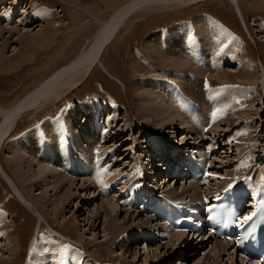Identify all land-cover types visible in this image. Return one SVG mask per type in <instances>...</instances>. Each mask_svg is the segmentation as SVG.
Returning <instances> with one entry per match:
<instances>
[{
  "label": "rangeland",
  "instance_id": "rangeland-1",
  "mask_svg": "<svg viewBox=\"0 0 264 264\" xmlns=\"http://www.w3.org/2000/svg\"><path fill=\"white\" fill-rule=\"evenodd\" d=\"M238 1L240 3V10L244 15L246 24L242 21V19H240L239 8H237V5L229 0H208L204 2L201 1L199 3L186 5L178 9H171V7L169 6L162 9L151 8L138 11L137 16H140V18H127L125 21L128 23H126V27H122V29L119 31L118 36L115 37V40H112L109 43L106 50L104 51L101 58V65L104 66V69L99 64L96 65L92 70H90L88 75H85L84 72H81L77 69L72 70L78 72L77 75H72V71L70 72L71 74L68 73L67 75H65L64 77L67 79V81L66 83L64 82L63 84L58 86L60 89L57 90V94L51 93L52 98L50 100H48V96L47 98H45V103L41 104V106H39L38 108L36 107L28 110L23 116L19 118V120H17L18 122L16 123L15 129L12 130V135L10 136V138L13 140L22 135H25L27 132H30L33 129L42 126V124L47 121L57 120L59 116L67 111L72 110L75 106H79L81 104L83 105V103H89L83 102L73 106L71 104L68 105V102L74 100L76 101V99L78 98L82 99L84 95L86 96V94L92 92H98L99 94H103L102 96H104L105 91L106 93H108V98H113L115 96L117 98V101L119 102H113V109H105V117L103 116L101 121V123L105 122L106 117H108V119L112 118V120L110 119L109 121H115L113 127L116 128V132L119 131L121 133V136L119 137V140L121 141H118L117 144H114L113 141L108 142V144L106 145V148L108 147L109 150L118 146L121 148L120 151L123 152L121 158L120 154L115 157L117 159V161L113 163H117L115 165V168L125 170V168L129 166V162L130 160H132L133 155L139 154V164H142L141 167H143V170H145L147 173H149L150 170L151 173L154 170L158 172V160H155L154 157L149 156V153H147L151 151L150 148L152 145V141L156 144H163V146L159 148V153L163 149H166V152L163 153H167V150L170 148L179 149V146L180 148L185 147V144L182 141L185 137L191 136V134L188 136L185 130L182 131L180 129L181 131H179L177 130L175 125L171 124L166 125L167 127L154 126V128H149L145 125L147 128L144 129L140 126L141 120L140 118H137L136 113V99L138 97V92L135 91L133 83L137 81L138 77V80H140V78H143L142 76H145L147 78L157 77L158 73L156 72L158 71V68L159 70L161 69V71L165 70L162 63L158 65L160 61L157 60L156 57L154 59L157 60V62L155 61L157 65L154 61L152 63L146 57L144 44L147 41V38L152 36L153 34L159 32L164 33L162 30H158L161 27L168 28L165 29L168 32L170 28L174 29L175 27H178L180 25L184 27V24L186 25L188 23H191L192 20L197 19L201 15H204L210 20H214V22L217 21L218 23L222 24L225 29H227L231 34L233 33L235 35L241 45V49L243 48V51H245L243 55V62L245 65L249 66L252 62L254 63V65L256 64L259 66H264V0ZM78 2L77 0H0V28H15L13 29L14 31L10 33L11 35L9 40L10 43H8L9 45H7L6 48H0V50L4 52V54L2 52V55L4 56V60H2L3 63L0 62V106L4 107L7 110L11 109L20 100L24 99L25 96H27L29 93H32L41 84V82L53 76L56 73V70H59L60 68H63L72 63V61H74L78 57V55L86 51V49H88V47L95 42V37L100 34L101 23L99 24L97 21L100 22V20L103 21L111 17L116 12L114 11V8L118 7L119 5L117 4L114 5V7H106L103 5L105 0H78ZM106 2H108V0ZM114 2L116 3V0H114ZM123 2H128V0H123ZM78 5L86 8L89 7L92 12L98 14V16L95 18L99 20L96 19V21L86 11L85 8H77ZM142 14L144 15L141 16ZM18 31H22V34H17ZM5 37L9 38V34H7ZM13 39L17 41H13ZM2 44L3 42L0 40V45ZM136 56L139 60H137ZM140 60L144 63V71L142 70L141 72L140 70H134L133 68L139 65L138 63L141 62ZM241 66L242 64L239 65L240 68H242ZM232 67L227 66L224 69H228L227 71L231 73L232 70V72L235 71L234 69H232ZM249 69L250 73L256 74V78H259L260 72L264 75V72H262L261 70L260 72L257 70L259 73L255 71V67H250ZM246 72L247 71H245L244 76L247 78ZM205 76L206 75H203L201 77L198 76L197 78L201 79ZM213 77L216 78V80ZM213 77L211 76V79L213 78L214 81L218 80L217 76L213 75ZM71 78L72 80L77 81L76 83L80 84H74L73 81H71ZM189 78L191 83L197 82V79L193 77H187V80L185 82L183 79H181L180 81L176 80V82L182 81L180 84H186L188 83L187 81H189ZM229 78L232 81L235 79L236 82H234L233 84L227 83L226 86L224 85L227 88L223 87L224 91H221L222 93H220V95L218 94V96L210 98L209 102L203 104L201 107V110L203 109L204 111H206L208 109V111H210L211 106L215 104V101H217L216 97L220 96L219 98H226V96H228V102L230 101V106L226 103V105L229 106H226V108L231 111H229L230 115L234 113L237 115H232L233 117L231 116L232 119L236 121V123L232 121L234 127L231 130L227 129V125L225 124V122H221L219 125H213L208 131V137L212 136V134L215 135L213 137V140L216 139L217 136V133L213 131L221 132L220 135L222 137L224 135L221 143L217 141V143L214 145H219L216 148L222 147L224 142L227 141L226 147L223 146V148L220 150L221 153L225 152L221 156H218L219 153L216 151L217 149H214L216 152L213 153L212 158H214L215 161L216 159H218V163L214 166L216 168L213 171L215 180L209 184L210 186H217L220 183L224 182L226 179L224 180L223 177L229 175V173H231V171L235 170L236 168L241 167L242 169H245V167H243L242 165H246V167L250 169L252 167V164L259 166L260 164L264 163V84H261L259 81H256L255 83L250 82V84H247L243 81L244 79H241V77L239 78V76L233 79L232 77ZM229 78L227 80H229ZM211 79L209 78L208 80ZM119 80H122L126 83L125 85L127 86V91L126 89H124ZM214 81L207 82L206 84L208 86L211 85L209 87H212L211 83H216ZM222 84L220 85L223 86ZM241 84H247L248 86L243 87ZM223 88H221L220 90H222ZM207 90L209 89L207 88ZM249 90L250 92L252 90L255 91L251 92L252 94L248 95L250 93ZM199 91L198 94L195 93V91L192 89V91H189L192 93L187 92L186 94L188 96L196 98L201 94L203 90L199 88ZM244 91L248 92V94ZM242 94L243 97L241 100L240 96H242ZM259 95L263 98L262 107L260 106V98L258 97ZM92 102L99 104L98 102ZM234 103L236 105L239 103L241 104H239V106H235ZM242 104L245 105L243 106ZM60 106H64V109H62ZM67 106H71L70 109H68ZM230 107H233L231 108L232 110L229 109ZM117 108L118 110L116 112ZM261 109V115L256 116L254 112L256 110L260 111ZM244 110L246 112H242ZM239 111L241 112L237 114V112ZM247 111L251 113L247 114ZM114 115L115 117H117V120L114 119L115 117H112ZM48 116L58 117L49 118ZM247 117H249L250 119H252V117H254V119L255 117H257V120L253 119V121H251ZM1 120L2 118L0 117V126L2 125L1 123H3L1 122ZM106 122L104 124H108ZM196 122L198 123V120ZM251 122H254V124L252 125ZM33 123L40 124L39 126L26 131L28 127H30ZM159 131H162L161 135ZM22 132L24 133L20 136L15 137L17 134ZM244 135H250L252 141H243L246 143L243 144L245 145L244 147H247V149L245 151L244 148L243 151V149L241 148L238 151V149L234 146L236 144L235 140H239L241 138L244 139ZM198 136H201L202 138L206 135L200 133L197 135V138ZM132 138L134 141L132 140ZM149 139L153 140H150L149 142ZM190 141L191 138L188 142ZM181 142L182 144L178 146L177 144ZM188 142H186V146ZM201 142L203 143L201 144ZM206 143V138L197 141V144L204 148L206 147ZM135 144L136 146H134ZM208 148H210V146ZM6 151L7 150L5 145V148H3L2 152H0V158L4 172L11 174V171L8 170V166L5 164L7 157H9ZM254 152L257 157H255L254 159L251 158L249 160V163H247V158H242L244 160L241 159L243 153L247 154L246 157H250ZM161 154L162 153H160L158 157L159 160L162 159L163 155L161 156ZM107 155H105L107 156L106 159L107 161L109 160L108 162L110 163L113 158L111 157V153H108ZM45 157L46 155H43L41 158H38L37 162L40 163V161H42ZM103 157L101 158V162H104L103 166L105 168L110 167L107 166L108 163L106 162V160H103ZM169 158L172 159V157L168 153V155L164 157V160H169ZM150 159L152 162L151 168L149 169L148 163ZM134 163H136V161ZM33 165L35 169L39 167L36 162L33 163ZM101 167V165L99 167H91V172H93L92 176H88V178H82L89 179V182L85 183L87 187L92 184L90 183L92 180L94 184L98 183L96 187H98L99 185H101L99 187H102V184H100L101 181L104 180V182H106L108 180V177H111V174L114 175V177L117 176V174H115V171L110 170L106 171L103 178L100 179L99 173ZM255 169H257V167ZM75 170L77 171V169ZM75 170L73 171L75 172ZM4 172H0V207L3 206L7 209H0V212L5 213L10 219L11 223L9 224L10 226L8 228L0 231V247H4L13 239H16L17 244L19 243L18 251L14 255L8 254L6 252L4 254V252L2 251L3 248H0V256L8 258V262L4 264L25 263V258L27 257V251L30 246L31 237L34 233H36V236L31 243L30 248V254L32 255H30L29 257V263L27 261L26 264H38V257H45L46 262H48L49 264H58L59 259L55 256L56 252L49 247L52 243L51 241L55 240L56 231L72 238L71 241L68 242V245L72 248V250H74L72 252H74L77 256H73L70 254L67 255L66 262L68 264L69 261L73 262L76 260H79V262H82V264H88L90 263V261L92 263L93 259H95L96 261H100L96 264H172L175 260L177 261V258H179L182 254L186 255L185 260L189 259V264H197L199 262H201L199 264H203L206 253L211 251V248H207V246H205L204 244L201 247V250H199V247L196 248L195 246L197 244L203 242L196 243V240L192 238H188L187 240H185L184 244L180 245L179 250L176 249L178 247V244L176 245L177 247L168 246L167 244H169V239L161 241L159 235L162 231L157 230L156 227H154L155 223H158L157 219L153 218L154 216H152L151 214L142 215L141 213L134 212L135 210L130 208L129 209L132 211H126V208L122 207L118 202L113 200V196L105 197L103 195H100L102 193L100 189L95 191V200L92 201L91 198L93 197L94 189L92 191L89 189L86 190L85 194V192L80 189V183H82L81 180L77 181L78 183L76 182V186H73L76 188H70V186L66 183L64 184V182L62 183L63 186H60L61 182L60 184L58 183V187V184H55V186L53 185L54 179L52 177H48L49 179L46 178L47 180H45L47 182L51 181L50 183L52 184V187H55V189L49 187V189L47 188V193H44V190H46L45 187H47V184L45 182L43 183V181H41L40 184H37L38 186H33L34 192L31 189V194L34 197H37L39 200L41 199L43 202L45 199H47L48 201V204L44 207L43 211L40 209H36L37 212H34L33 210L27 208V204L22 201L18 192L13 186H11V183L7 176L5 178ZM159 177V187L158 185L154 187H161L163 189L162 191L166 193L172 191L175 192V189L177 192L181 191V187L183 185V181L181 179L176 178L177 181H175L176 179L172 181V178L168 182L167 178V180L164 182L163 178L167 177L164 172ZM161 178L163 179V181L161 180ZM64 181L66 182V180ZM41 184L42 186L40 188L39 185ZM16 186L22 194H26L22 187L18 185V183L16 184ZM169 186H171V189L173 188L172 191L169 189ZM207 188V186L201 187V191L207 193ZM206 189L207 191H205ZM57 191L59 192L60 197H64L65 194L68 193L69 195L71 193L70 195L72 196V198L69 196L71 199L68 200L67 204H69L70 201H72L73 204L70 203L69 207L65 203H58V198H56V200L54 195ZM84 194V199L87 200V196L89 197L88 199H90L89 203H87V205L85 206L78 199ZM52 202H57L58 205L61 206V208L63 207L57 215H54L51 212L52 206L50 204ZM101 203H105L107 207H110L111 214L116 213L117 211L116 221L118 225L124 227V229L126 227V229L124 230L125 232L122 233L123 236H121L124 238L123 240H126L129 235H135V238H133L132 241H124L125 245L123 248L120 246H115V244L112 246L110 245V242H113L114 239L112 233L109 232L108 227L106 226V221H108L109 218H106L104 214H101L98 220L94 219V215L97 212L101 211ZM78 204L80 205V208H77ZM71 216H75L74 218L76 219V223L73 224V226L68 227L67 222L69 221ZM137 227L139 229H150H144V232H146V234L141 235L139 231H137V229H134ZM131 230L133 231L131 232ZM147 232H150L151 234L149 239H146L149 236ZM43 234H46V236H43ZM3 236H6V238L3 239ZM140 236H142L143 239L140 238ZM82 237L83 240H80ZM155 237L157 241H155ZM191 242L194 244L190 245ZM74 244L79 247V249H76L77 247H72V245L75 246ZM185 244L187 246H185ZM80 249L82 250L81 252H79ZM214 254V252H211L209 254V257H207V259L205 260L206 262L204 264H214V261H212L211 258V256H213ZM81 256H84L85 260L81 259ZM221 257L223 262H220V264H251L239 261L237 257H233L230 250L223 254V256Z\"/></svg>",
  "mask_w": 264,
  "mask_h": 264
},
{
  "label": "bare ground",
  "instance_id": "bare-ground-1",
  "mask_svg": "<svg viewBox=\"0 0 264 264\" xmlns=\"http://www.w3.org/2000/svg\"><path fill=\"white\" fill-rule=\"evenodd\" d=\"M106 1L107 0H105L104 5L105 4L116 5L119 3H124V4L121 7H119V9L116 10V12L111 17H109L108 19H105L103 21L100 20V22L97 21L99 19L95 18L98 16V14H94L90 9L87 10V12L95 20L97 19L96 21L99 24L101 23V31H100V34H98L95 37V39H96L95 42L92 45H90L88 47V49H86V51H84L82 54L78 55V57L74 61H72V63H70L69 65H67L63 68H60L59 70H56V73L53 76H51L47 80L41 82V84L32 93H29L27 96H25L24 99L20 100L11 109L7 110L4 107L0 106L1 107L0 108V117L2 118L1 122H3V123H1L2 125L0 126V152H2V149L5 148V145H6V150H7L6 152L9 155V157H7L5 164L8 166V170L11 171V174L4 172L3 165L1 162V158H0V170L4 172L5 178L7 176V178L9 179V181L11 183V186H13L15 188V190L18 192L22 201L25 204H27V208H29L30 210H33L34 212H37V210H39V209L43 211L44 207L47 206L48 201H47V199H45L43 202L41 199L39 200L37 197H34L31 194V189L33 191V186L40 184L41 181H43V183L45 182L47 184V187H45L46 190H44V193L48 192L47 188L49 189V187L55 189V187H52V184L50 183L51 181L50 182L46 181L47 179H49L48 177H52L54 179V181H53L54 186H55V184H58V183L60 184V182H61V184H60V186H61L62 183L64 182V184L65 183L68 184L70 186V188L73 186H76L77 185L76 182L81 180L82 183L79 182L81 184L80 189H82V191L85 192V194H86V190L89 189L92 191L94 189L93 190V197L91 199H92V201L95 200L94 197L96 195L95 191H97V188L94 187V185H93L94 182H92L93 180L90 182L92 184H90L87 187L85 183L89 182V179H82V178L83 177L88 178V176L89 177L92 176L93 172H91V169H92L91 167H93V166L98 167L100 165L101 166L104 165V162H101V158L103 156L107 155L108 153H111V157L113 159L110 158V159H112L110 161V163L108 162L109 160L107 161V159H105L106 162L108 163L107 166H110L111 164L113 165V163L117 161V159L115 157L118 154H120V158L122 157L123 152L120 151V149H121L120 147L116 146L115 148L110 149V150L108 147L106 148V145L108 144V142L113 141L114 144H117L118 141H121V140H119L121 133L119 131L116 132V130H115L116 128L113 127L115 121L114 122H111V121L106 122L105 121L108 124H104L105 122L101 123L100 121L97 120L98 113L100 115L102 114V116H104V114L106 113V110H105V108H103L102 105H99V104L93 103V102L92 103L91 102L83 103V105L81 104L79 106H75L72 110L67 111L64 114H62L61 116H59V118L57 120L47 121V122L43 123L42 126L35 128L32 131L27 132L25 135H22V136L12 140L10 138V136L12 135V130H14L16 127V123L18 122L17 120H19V118L21 116H23L28 110H30L32 108H36V107L38 108L39 106H41V104L45 103V101H46L45 98H47L48 96H49L48 100H50L52 98V94H57V92H58L57 90L60 89L58 86H60L64 82L66 83V81H67V79L64 76L67 75L68 73H70L72 70L77 69L81 72H84L85 75H88L89 71L92 70L96 65L100 64V66L104 69V66L101 65V58L103 56L104 51L106 50L109 43L112 40H115V37L118 36L119 31L122 29V27H124L126 25V23H127V22H125L126 19L129 18L132 14H135V12H138L142 9H151V8L162 9L164 7L167 8L169 6L171 7V9L172 8L178 9V8H182L183 6H186V5L196 4V3H199L201 1L204 2V1H208V0H128V2H123V0H118V2H117V0H116V3L114 2V0L113 1L108 0V2H106ZM229 1H232L234 4L237 5V8H239L240 19H242V21L246 24L245 19H244V15L240 10L239 1L238 0H229ZM77 2H78V0H77ZM78 4H79V2H78ZM192 21H191V23H188L186 25L184 24V27H182L180 25L178 27H175L174 29L170 28L168 30V32H166L165 34L160 33V32L157 34H153L152 36L147 38V41L144 44V51H145L146 57L152 63H153V61L157 62V60H159L160 62L158 63V65H160L162 63L165 70L161 71V69L159 70V68H158V71L156 72V73H158L157 77L147 78L145 76H142L143 78H140V80H138V78H139L138 77L137 81L133 83L135 91L138 92V94H137L138 97L136 99V102H137L136 103L137 118H140V120H141L140 126L143 129L147 128L146 126H148L149 128H151V127L154 128V126H166V125L171 124V125H175V127L179 131L185 130L186 133L189 135L190 134L191 135H196V134L198 135L200 133H203V130L197 129V124H202L205 121L204 115H205V113L208 112V109L206 111H204L203 109L201 110L202 105L207 103V102L203 101V99H204L203 95H202L203 91L201 92V94L199 96L196 97V99L200 102V103H196L197 104L196 110L195 109L190 110V112L187 113L184 111V109L180 105L176 104L175 100L171 96L172 91L167 88V85L169 86V88H171V89L173 88V91H175V93L177 94V98L179 96L177 88L181 89V91L184 92V95L186 97H188V95L186 94L187 92L192 91V89H193L195 91V93H198L199 88L203 89V87H205L206 92L209 95H211L210 98H212L214 96H218V92H220V89L225 87L227 83L233 84L234 82H236L235 79L232 81L229 77H232V79H233V78L239 76V78L240 77H241V79L243 78L244 79L243 81L247 84H250V82L255 83L256 81L257 82L259 81L261 84H264V78H263L264 75L260 72V70L262 72H264L263 71L264 66L260 65L261 66L260 67L259 65H256V64L254 65V63H252V62L249 66L244 64L243 55H244L245 51H243V48L241 49V47H240L241 45L233 33L231 34L227 29H225L224 26H222V24L218 23L217 21L214 22V20L212 21L204 15H201L197 19H194ZM13 29H15V28L14 27L10 28V29L0 28V40L3 42V44L0 45L1 49H2V47L6 48L7 45H9L8 43H10L9 42L10 35H11L10 33H12L14 31ZM15 32H16V30H15ZM7 34H9V38L5 37ZM17 34L21 35L22 31H18ZM165 37L168 38V41L165 42V44L167 46L162 45L160 42ZM18 39H20V38H18ZM13 41H17V40L13 39ZM2 52L3 51L0 50V62H2V60H4V56L2 55ZM3 54H4V52H3ZM155 57L157 60L154 59ZM217 58H221V65L218 66L219 70L217 73L214 74L215 76H217V79H218L217 81L213 80V78H214L213 75H209L208 77H203L206 81L201 82V84H199V85L197 83H191L190 81H187L188 83H186V84L185 83L180 84L182 81L176 82V80L180 81L181 79H183L185 82L187 80V77H193V75L198 76L199 75V73L197 72L198 70L201 71L203 69L204 70L209 69L208 66L202 65V63H204L205 61H214ZM156 62H155V64H156ZM229 64H231V65H229ZM240 64H242V66H241L242 68L239 67ZM227 66H229V67L233 66L232 69H234L235 71L232 72L233 71L232 70L231 73L228 72L227 71L228 69H226V70L224 69ZM250 67H255V71L258 70L260 72L259 78H256L255 73L252 74L249 72ZM133 68H134V70H140V72L142 70L144 71V68L142 66H140V64L133 67ZM130 69H131V67H130ZM245 71L249 72V73L246 72L247 78L244 76ZM72 73H73L72 75L78 74V72H75V71H72ZM180 73L184 74V75L182 77H180ZM211 76L213 77L212 79H211ZM161 77H163V78H161ZM250 77H253V78H250ZM206 78H208V79L210 78L211 80H208ZM228 78H229V80H227ZM73 79H74V77H73ZM214 79L216 80V78H214ZM71 81H73L74 84H80V83H76L77 81L72 80V78H71ZM213 81L216 83H211L212 87H209L211 85L208 86L206 84L207 82H213ZM71 83H70V85H71ZM120 83L122 84L124 89H126V91H127V86L125 85L126 83L123 82L122 80L120 81ZM220 84H222L223 86H221ZM247 84H245V85L241 84V85L244 87V86H248ZM256 85H257V83H256ZM206 87H209V90H207ZM62 88H64V87H62ZM240 89H241V87H240ZM256 90H258V89H256ZM253 91H255V90H252L251 92H253ZM249 92H250V90H249ZM251 92L249 94H248V92H245V93L250 95V94H252ZM189 93H192V92H189ZM199 93H200V91H199ZM214 93H215V95H214ZM245 93H244V95H245ZM258 94H260V93H258ZM252 96H254V95H252ZM219 97H216L217 101H215V104L213 103L214 105L211 106V109L218 110V113L216 115L217 120L214 123V125L216 126V125H219L221 122L222 123L225 122V124L227 125V129L231 130L234 127V125L232 124L233 123L232 121H234V123H236V121L232 119V117H233L232 115H236V114L234 113V114L230 115L231 111L226 108V106L229 105V102H230V101L228 102L229 97L228 96H226V98H219ZM240 97L242 100L243 94ZM258 97L260 98V106L262 107L263 98L260 95ZM251 99H252V97H251ZM226 103H227V105H226ZM241 103H239V104H241ZM239 104H237V105L239 106ZM234 105L237 106L235 103H234ZM242 105L244 106L245 104H242ZM233 107H230L229 109H231ZM117 110H118V108L116 109V112H117ZM227 110H228V112H226ZM261 111H262V109L260 111L256 110L254 113L256 116H259V115H261ZM232 112H234V111H232ZM240 112L241 111L237 112V114H239ZM242 112H246V111L244 110ZM198 113H200V114H198ZM249 113H251V112L247 111V114H249ZM112 117L114 118L115 115ZM247 118L250 119L249 117H247ZM114 119L117 120V117H115ZM253 119H254V117H252V119H250V120L253 121ZM255 119L257 120V117H255ZM111 120H112V118H111ZM197 120H198V123L196 122ZM251 123H252V125L254 124V122H251ZM157 128H159V127H157ZM103 129L107 132H106V135L103 136V138H102L103 140H100L99 134L102 132ZM162 131H159L160 135H161ZM223 131H225V130H223ZM213 132H216L218 136H221L220 135L221 132H218V131H213ZM185 138H187V137H185ZM198 138L200 140H202L201 136L200 137L198 136ZM241 139H243V138H241ZM241 139H239V140L236 139L235 140L236 144L234 146L238 149V151L241 148L243 149V151L245 148V151H246L247 147H244L245 146L244 144H246L245 142H248L252 138H250V135H247V136H245V138L243 140H241ZM132 140H133V138H132ZM150 140H153V139H149V142H150ZM243 141H245V142H243ZM152 143H154V142L152 141ZM184 144H185L184 146L186 147V142H184ZM134 146H136V144ZM134 146H133V148H134ZM217 146H219V145H217ZM217 146H214V148H216ZM112 147H113V145H112ZM181 148H179V149L181 150ZM43 155H46V157L42 161L39 160L40 163H38L37 159L41 158ZM166 155H168V153L162 152V154H161L162 159L161 160H164V157ZM107 156H106V158H107ZM70 159L75 162L74 167H71ZM263 161H264V159H263ZM35 162L39 166L36 168L37 170L35 169V167L33 165V163H35ZM168 163L171 164L170 161H167L166 164H168ZM242 166L245 167V169H247L246 165H242ZM75 169H77V171ZM73 170H75V172ZM242 171L244 172L245 170L240 167V168H236L235 170L231 171V173H229V174L232 175L233 177L237 176L235 179L238 180L240 178V176L242 175ZM245 173H243V175ZM260 174H261V172L258 173V176H260ZM69 175H71V176H69ZM114 178H115L114 175L111 174V177H108V180L106 182H104V180H103V181H101L100 184H102V187L104 188ZM223 178H225V177H223ZM163 179L165 182L167 180V177L163 178ZM163 179L161 178L162 181H163ZM64 180H66V182ZM174 180L175 179H172V181H174ZM167 181L169 182L170 179H168ZM175 181H177V179ZM227 181H229V180L226 179L224 182L220 183L218 185V187H223L224 185H227ZM17 183L19 186L22 187V189L26 193L25 195L22 194L21 191L17 188V186H16ZM59 184H58V187H59ZM92 185H93V187H92ZM39 186L41 188L42 184ZM69 186H67V187H69ZM99 186H101V185H99ZM208 186H210V185H207V187ZM73 188H76V187H73ZM181 188L182 189L180 192H177L176 189L174 192V191H172L173 188L171 189V186H169V189L172 192H167V193L169 195H173L174 199L175 198H181V197H183L184 199H186L187 197L189 199H191V198L192 199H198V198H200V196L202 194H206V192L201 191L202 190L201 186H197V185H193V184L184 185V183H183ZM207 189L205 191H207ZM211 190H215V189L211 188ZM70 194L68 195V193H67L64 195V193H63L64 197L63 196L60 197L59 192L57 191L54 195H55V199L58 198V203L67 204L68 200L72 198V196ZM85 194L78 198L79 201L84 204V206L87 205V203H89V200H90V199H88L89 198L88 196H87V200L84 199ZM100 195L105 196L102 193ZM58 203L52 202L50 204L52 206L51 212L54 215H57L61 211V209L63 208V207L61 208V206L58 205ZM70 203H72V201H70L69 204H67V206L70 207ZM79 206L80 205L78 204L77 208H80ZM88 207H89V205H88ZM77 208H76V210H77ZM126 211H132V210L127 208ZM126 213H128V212H126ZM101 214H104V216L106 218H109V220L106 221V223H107L106 226L108 227L109 232L112 233V236L114 239L113 242H110L111 246L115 244V246H120L123 248L125 245L124 241L129 242V241H132L133 238H135V235L133 234V235H129V237L126 238V240H123L124 238L121 236H123L122 233L125 232L124 230L126 229V227L124 229V227H121L118 225V223L116 221L117 220L116 219L117 211H116V213L111 214L110 207H107V205L105 203H101V211L97 212L94 215V219L98 220V218L101 216ZM74 217L75 216H71V218L67 222L68 227L73 226V224L76 223V219ZM153 218L155 219V217H153ZM152 222H154V221H152ZM10 223H11V221L7 217V215L3 212H0V231H3V229L8 228L10 226L9 225ZM88 224H89V222H88ZM154 227H156L157 230L162 231V229H163L162 228V222L158 221V223H155ZM134 229L135 230L137 229V231H139V233L141 235H144V234H146V232H144V229L149 230L150 228L139 229L137 227ZM127 231H129V230H127ZM132 231L133 230H131V232ZM131 232H129V233H131ZM55 233H56L55 234V240L51 241L52 243L50 244L49 247H50V249H52L53 251L56 252L55 256L59 259V263L62 264L63 262L67 261L66 256L69 254L73 255V256H77L74 252H72L74 250H72V248L68 245V242H70L72 238L64 235L63 233H58L57 231ZM167 233H170V232L167 231ZM189 234H191V233H189ZM170 235L171 236L169 238V244H167V245L171 246V247L172 246L177 247L176 245L178 244V247L176 248L177 250H179L180 245L184 244L185 240H187L189 238V236L186 233H184L183 231H177L174 234L170 233ZM193 235L194 234H192V236ZM5 238H6V236L5 237L3 236V239H5ZM119 238H120V240H119ZM197 238L198 237L196 236V238L193 237L192 239L196 240V243L197 242H203V243L197 244L195 246L196 248L202 247L203 244H206V243L209 244V242H211L207 246V248H211V251L206 253L204 263L206 262L205 260L207 259V257H209V254L211 252H214L215 254L213 256H211L212 261H214V264H220V262H223L221 256H223V254H225L226 252H228L232 248L229 245V243L226 241L221 242L219 240H211L209 242H207V241L205 242L204 238H202L198 241H197ZM80 240H83V237ZM6 243H7V241H6ZM18 244H17L16 239H13L10 242H8L7 245H5L4 247L1 246L3 249L1 247L0 248L2 249L4 254L6 252L8 254L14 255L18 251ZM193 244L194 243L191 242L190 245H193ZM185 246H187V245L185 244ZM35 248H36V246H35ZM232 255H233V257L235 256L234 253H232ZM38 259H39L38 264H49L48 262H46L45 257L44 258L38 257ZM185 259H186V257H185ZM7 260H8V258H5L4 256H0V264L7 263L8 262ZM50 263H52V262H50ZM96 263H97V261L95 259H93L92 264H96ZM199 263H201V262H199ZM199 263H197V264H199Z\"/></svg>",
  "mask_w": 264,
  "mask_h": 264
},
{
  "label": "crops",
  "instance_id": "crops-1",
  "mask_svg": "<svg viewBox=\"0 0 264 264\" xmlns=\"http://www.w3.org/2000/svg\"><path fill=\"white\" fill-rule=\"evenodd\" d=\"M124 3H119V5H118V7H115L114 8V11H116V10H118L119 9V7H121L122 5H123ZM104 5V4H103ZM108 5V6H107ZM110 5V6H109ZM117 5V4H116ZM104 6H106V7H114V4H105ZM77 8H85L86 9V11L88 10V9H90L89 7H82V6H77ZM81 10V9H80ZM91 10V9H90ZM113 11V12H114ZM94 13V12H93ZM95 14V13H94ZM144 14H142L141 16H143ZM130 18H134V19H138V18H140V16H137V12H135V14H132L131 16H130ZM160 33H162V32H160ZM157 34V33H156ZM163 34H165V33H163ZM136 58H137V60H139L138 59V57L136 56ZM141 61V60H140ZM138 64H140V66H142V67H144V63L141 61L140 63H138ZM202 65H206V66H208L209 67V69H203V70H198V73H199V77H201V76H203V75H206L205 77H208L209 75H214L215 73H217L218 72V66L219 65H221V58H217L216 60H214V61H205L204 63H202ZM177 74V73H176ZM179 74V73H178ZM186 74V73H185ZM184 75V74H183ZM198 76H194L193 75V78H195V79H197V84L199 85V84H201V82H204V81H206L204 78H201V79H199V78H197ZM189 81H190V78H189ZM206 88H208L209 89V87H206Z\"/></svg>",
  "mask_w": 264,
  "mask_h": 264
},
{
  "label": "snow or ice",
  "instance_id": "snow-or-ice-1",
  "mask_svg": "<svg viewBox=\"0 0 264 264\" xmlns=\"http://www.w3.org/2000/svg\"><path fill=\"white\" fill-rule=\"evenodd\" d=\"M229 187H231V185H229ZM245 220L251 219V217H245Z\"/></svg>",
  "mask_w": 264,
  "mask_h": 264
}]
</instances>
